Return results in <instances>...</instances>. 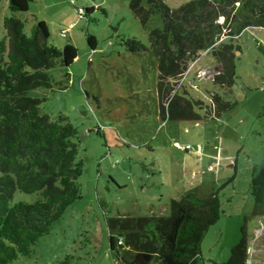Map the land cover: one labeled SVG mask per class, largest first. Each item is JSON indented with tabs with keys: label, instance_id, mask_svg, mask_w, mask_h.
I'll use <instances>...</instances> for the list:
<instances>
[{
	"label": "rangeland",
	"instance_id": "obj_1",
	"mask_svg": "<svg viewBox=\"0 0 264 264\" xmlns=\"http://www.w3.org/2000/svg\"><path fill=\"white\" fill-rule=\"evenodd\" d=\"M165 1L178 7L190 0ZM129 3L33 0L28 11L17 13L26 22L28 35L37 21L44 20L50 31L48 43L59 48L72 43L77 49L69 66L58 64L50 70L55 82L52 88L37 87L28 93L42 99L43 113L53 118L67 116L77 127L75 140L83 170L77 180L80 198L36 242L33 253L19 256L15 264H57L66 254L83 264H124L110 251L105 216L118 211L144 215L150 209L168 213L171 199H180L197 185L217 192L221 213L202 239L196 264L226 262L242 228L248 235L246 264H264V217L252 215L250 193L253 170L264 163V116H260L264 52L258 46H264V28L245 29L234 40L241 52L236 51L232 90L213 83L216 61L211 51H202V58L187 68L190 83L184 87L191 98L202 101V114L209 108L214 112L212 92L236 102L232 110L201 121L162 120L147 110L139 113L142 105L152 103L148 94H157L156 71L146 77L142 58L127 51L121 42L122 37H135L148 43L149 27H160L162 22L156 15L144 26ZM74 5L94 6L95 10L85 16ZM9 13L8 0H1L0 37L5 33L3 18ZM223 20L221 16L217 21ZM87 33L97 39L94 49L88 44ZM188 144L191 148L183 149ZM36 196L16 191L14 201L30 202Z\"/></svg>",
	"mask_w": 264,
	"mask_h": 264
},
{
	"label": "trees",
	"instance_id": "obj_2",
	"mask_svg": "<svg viewBox=\"0 0 264 264\" xmlns=\"http://www.w3.org/2000/svg\"><path fill=\"white\" fill-rule=\"evenodd\" d=\"M31 1L8 0L10 13L3 18L5 33L0 37V264H15L19 256L31 255L36 242L81 196L77 180L83 162L78 159L77 127L67 116L43 113L42 99L28 93L37 87L52 88L50 70L58 64L69 66L77 49L72 43L62 48L48 43L50 31L44 20L34 24L30 35L26 33V22L17 13L28 11ZM74 7L85 16L95 10ZM129 8L144 26L156 15L162 22L160 27H149L148 43L122 37L126 50L142 58L143 74L157 73V94H148L152 103L147 101L150 104L142 105L139 113L147 110L168 121H201L232 110L236 102L212 92L214 112L209 108L202 114V101L191 98L184 87L190 83L187 68L202 58V51H211L216 61L213 83L232 90L236 51L241 52L234 40L245 29L264 28V0H190L178 7L165 0H130ZM221 16L224 20L218 22ZM87 41L92 49L96 47L94 35L87 33ZM258 46L264 52V46ZM65 76L69 81L70 74ZM96 132L103 135L99 128ZM16 191L37 196L30 202L14 201ZM250 193L252 215L264 217V163L253 170ZM101 205L104 208L106 203ZM220 213L217 192L197 185L180 199H171L165 214L150 209L144 215L120 211L106 215L110 251L124 264H196L202 239ZM248 247L242 228L239 242L222 264H246ZM57 264L83 263L66 254Z\"/></svg>",
	"mask_w": 264,
	"mask_h": 264
},
{
	"label": "built area",
	"instance_id": "obj_3",
	"mask_svg": "<svg viewBox=\"0 0 264 264\" xmlns=\"http://www.w3.org/2000/svg\"><path fill=\"white\" fill-rule=\"evenodd\" d=\"M81 9H79V11H80ZM189 148H191V146L188 144V145H186L185 147H183V149H189ZM201 149V147L199 146V148H198V150H200ZM119 243H121V241H119Z\"/></svg>",
	"mask_w": 264,
	"mask_h": 264
},
{
	"label": "crops",
	"instance_id": "obj_4",
	"mask_svg": "<svg viewBox=\"0 0 264 264\" xmlns=\"http://www.w3.org/2000/svg\"><path fill=\"white\" fill-rule=\"evenodd\" d=\"M240 52V51H239Z\"/></svg>",
	"mask_w": 264,
	"mask_h": 264
}]
</instances>
